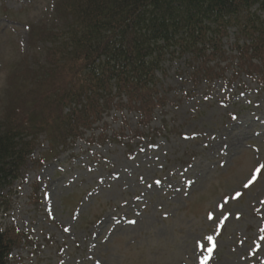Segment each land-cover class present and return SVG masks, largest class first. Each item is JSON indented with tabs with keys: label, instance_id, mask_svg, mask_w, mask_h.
<instances>
[{
	"label": "rangeland",
	"instance_id": "rangeland-1",
	"mask_svg": "<svg viewBox=\"0 0 264 264\" xmlns=\"http://www.w3.org/2000/svg\"><path fill=\"white\" fill-rule=\"evenodd\" d=\"M54 1L0 0L31 6L0 13L3 124L9 76L36 56L26 21L45 20ZM221 66L224 76L197 84L185 59L166 61L165 105L146 125L116 106L107 136L89 130L60 155L41 134L0 215L30 238L11 264H264V78ZM119 131L127 138L114 139Z\"/></svg>",
	"mask_w": 264,
	"mask_h": 264
},
{
	"label": "trees",
	"instance_id": "trees-1",
	"mask_svg": "<svg viewBox=\"0 0 264 264\" xmlns=\"http://www.w3.org/2000/svg\"><path fill=\"white\" fill-rule=\"evenodd\" d=\"M53 6L45 20L26 21L36 56L11 72L6 87L0 215L8 211L4 205L13 184L22 182L41 134L56 151L50 154L59 155L116 106L139 111L146 125L165 105L158 72L166 61L185 59L197 84L224 76L222 63L264 78V0H55ZM30 8L3 6L0 13L15 19ZM231 30L236 36L230 56L224 41ZM113 137L127 138L122 131ZM25 237L18 226L0 224V264L12 263Z\"/></svg>",
	"mask_w": 264,
	"mask_h": 264
},
{
	"label": "snow or ice",
	"instance_id": "snow-or-ice-1",
	"mask_svg": "<svg viewBox=\"0 0 264 264\" xmlns=\"http://www.w3.org/2000/svg\"><path fill=\"white\" fill-rule=\"evenodd\" d=\"M262 167H264V166H262ZM246 187H247V185H245ZM239 195V194H238ZM209 239H211V237H209Z\"/></svg>",
	"mask_w": 264,
	"mask_h": 264
}]
</instances>
